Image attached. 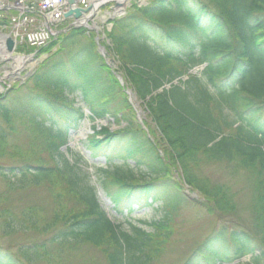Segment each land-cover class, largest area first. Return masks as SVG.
Here are the masks:
<instances>
[{
  "label": "trees",
  "instance_id": "16d2710c",
  "mask_svg": "<svg viewBox=\"0 0 264 264\" xmlns=\"http://www.w3.org/2000/svg\"><path fill=\"white\" fill-rule=\"evenodd\" d=\"M150 3L141 8L135 4L126 17L114 20L113 29L105 33L107 39L101 41L106 55L121 64L120 70L107 64L96 34L85 28L68 30L42 49L43 55L56 51L39 64L30 82L41 84L47 92L32 96L19 113L31 117L38 134L48 140L52 166L40 164L1 174L12 176L14 180L8 181L13 189L56 184L62 195L76 200L79 209L67 212L61 206L42 230L52 237L23 246L18 255L0 246V264H70L76 250L87 246L102 252L107 264L154 263L171 242L174 215L186 200L170 177L169 162L181 168L186 184L214 202L221 216L234 213L235 203L226 189L200 181L194 167L228 163L235 171H246L255 192L253 229L262 235L257 244L247 231L221 230L196 247L184 264H225L248 254H253L251 262L239 264H259L264 257V0ZM7 25L6 19L0 20V29ZM203 64L204 70L189 74ZM120 73L140 100H149L147 110L167 143L166 160L142 126L132 122L128 112L132 107L116 77ZM176 80L177 85L165 88ZM79 94L92 113L91 121L109 115L117 124L128 122L114 132L103 127L88 139L91 156L107 161L97 178L72 149L62 150L71 129L85 119L82 108L69 100V95ZM20 96L21 89H11L0 98L5 124L0 126L1 153L16 131L12 103ZM97 186L117 215L161 202V219L150 223L151 231L124 230L102 208ZM62 195L56 200L61 202ZM28 212L29 218L20 222L10 215L5 234L38 230L37 217ZM47 248L52 250L45 253ZM259 250L262 254L256 256Z\"/></svg>",
  "mask_w": 264,
  "mask_h": 264
},
{
  "label": "rangeland",
  "instance_id": "374dc122",
  "mask_svg": "<svg viewBox=\"0 0 264 264\" xmlns=\"http://www.w3.org/2000/svg\"><path fill=\"white\" fill-rule=\"evenodd\" d=\"M141 2L149 4L150 0L149 2H144L143 0ZM108 12H110V9L104 8L95 21L96 26L101 31L104 28H110L107 26L108 22H105V18H109L110 16L107 15ZM11 31L9 28L0 29V36L2 34L9 35ZM95 42L97 43V37L95 38ZM4 53L6 52H3V56L0 55V85L4 88L3 92L0 93V97L11 89H21V96L12 103L15 106L13 109L16 111V114L12 115V124L16 128V131L10 135L7 144L3 145L4 151L0 152V246L10 254L18 255L19 250L23 246L43 243V241L52 237V234L47 235L42 230L53 220V217L61 206L65 208V211L70 212L78 210L79 205H77L76 200H73L72 197L62 195L63 190L56 184H41L39 187L30 185L13 189L8 181V179L14 180L12 176L6 178V176L1 174V172L7 174L11 172L19 173L20 168L29 166L36 168L40 164H44L48 168L52 166L46 147L48 140L40 133L38 134L36 128L29 120L31 117H23L19 113V110H25L27 107L25 105H27L32 96L37 94L44 95L47 91L41 84L30 82L31 77L24 79L25 73H21L20 75H16V73L12 75L11 71H9L10 74L5 73L10 63H8L9 61H5L8 55L6 56ZM111 55L113 54L111 53ZM106 58H108L109 63L113 65L114 69L120 70L121 64L119 62H113V59L109 58L108 55H106ZM126 84L125 82L122 90L132 107V110H128L132 122H137L138 125L142 126L141 128L148 134L151 141L158 144L159 152L166 160L168 156V153H166L167 143L163 139L161 131L156 128L150 112L147 110L146 101L149 100L145 102L140 100L135 89ZM130 91L132 96L128 95ZM76 96L79 99L73 102L75 106L86 108L80 94ZM71 97L69 96V100ZM132 111L133 113L131 114ZM98 123L110 126V131L119 130L128 125V122L123 121V124L113 126L111 118L108 116L102 121L92 123L87 119L81 123V127L74 131L75 133H70L69 143L72 146L73 153L88 163L85 167L94 174L95 178H97L96 175L99 173V170L104 171L106 168V158H93L87 145L88 139L93 136L92 129L96 127L99 130ZM1 125L5 126L4 121L0 118ZM5 128L8 129V127ZM153 132L155 133L154 136L152 135L154 134ZM69 157L72 158L71 156ZM129 164L135 166L131 161ZM168 164L171 167L170 177L172 176L177 181L181 189L180 191L185 195L186 200H184V203L178 205V210L174 215L175 219L171 226V242L165 247L161 257L157 258L152 264H184L187 257L195 251L196 247L203 245L208 238L221 230L229 233L237 230L247 231L250 235L254 236L257 244L259 240H262V235L257 234L253 229L252 214L254 209L251 202L255 192L252 183L247 178L248 173L246 171H235L228 163H202L200 166L194 167L193 172L200 181L203 183L206 181L210 187L215 186L219 187V189L222 188V190L226 189L225 193L231 196L228 198L235 203L236 211L234 213L221 216L214 209L213 201H209L195 187H190L185 183L181 168L170 162ZM165 179L169 180L168 176ZM162 184L165 183L163 182ZM169 193H167V198L171 196L168 195ZM59 194L62 195L61 202L56 200V197L60 196ZM98 194L101 206L105 209L106 214L117 225L120 224L124 230L128 231L130 227L141 226L143 229L151 231L150 223L161 219V202L160 204H152L146 208L132 207L130 212L126 211L121 217V215L115 214L116 212L110 199L107 198L100 186ZM28 211L34 212V216L37 217V222L39 223L37 225L39 229L29 228L22 233L5 234V224L9 216L12 215L15 221L20 222L29 218ZM129 214L130 216H128ZM46 250L52 249H44L45 253ZM76 252L78 253L76 259L73 262L71 261L70 264H107L105 263L104 256L101 254L102 252L90 246L78 248ZM43 262L37 264H47L45 261ZM260 263L264 264V257Z\"/></svg>",
  "mask_w": 264,
  "mask_h": 264
},
{
  "label": "built area",
  "instance_id": "2783aa9c",
  "mask_svg": "<svg viewBox=\"0 0 264 264\" xmlns=\"http://www.w3.org/2000/svg\"><path fill=\"white\" fill-rule=\"evenodd\" d=\"M97 2V0H76V6H80L84 9H87L91 4ZM1 8H15L23 12H38L44 18L49 19L52 23H56L62 20V15L66 10L64 0H0V9ZM16 23L17 30H20L26 24L32 25L35 22V19H27L24 16L23 19L13 18ZM17 37H20L22 42L27 41L31 46L41 47L46 44L49 40V35L44 30H34V31H24L23 35L19 33L15 34Z\"/></svg>",
  "mask_w": 264,
  "mask_h": 264
},
{
  "label": "water",
  "instance_id": "95a60500",
  "mask_svg": "<svg viewBox=\"0 0 264 264\" xmlns=\"http://www.w3.org/2000/svg\"><path fill=\"white\" fill-rule=\"evenodd\" d=\"M69 5H73L75 0H67ZM122 0H120L117 5H122ZM81 13L82 11L80 9L77 10H69L65 17L66 18H80L81 17ZM76 25H73V27H75ZM2 41L6 42V50L7 52H9L11 54V59L12 60H16V61H24V62H32L34 63V65H36L39 61L38 60H34L33 57H28V56H24L20 53H17L16 51H14L15 49V41H12V39L8 36H2L0 37V44ZM169 86H167L166 88H168Z\"/></svg>",
  "mask_w": 264,
  "mask_h": 264
},
{
  "label": "bare ground",
  "instance_id": "6f19581e",
  "mask_svg": "<svg viewBox=\"0 0 264 264\" xmlns=\"http://www.w3.org/2000/svg\"><path fill=\"white\" fill-rule=\"evenodd\" d=\"M1 51V50H0ZM3 52H6V51H2V52H0V55H2L3 54ZM4 54H6V56H7V52L6 53H4ZM3 56V55H2ZM0 90H1V88H0Z\"/></svg>",
  "mask_w": 264,
  "mask_h": 264
}]
</instances>
